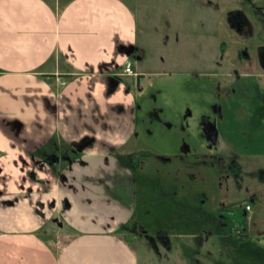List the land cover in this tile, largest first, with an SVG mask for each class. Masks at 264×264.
I'll return each instance as SVG.
<instances>
[{
	"label": "flooded vegetation",
	"instance_id": "flooded-vegetation-1",
	"mask_svg": "<svg viewBox=\"0 0 264 264\" xmlns=\"http://www.w3.org/2000/svg\"><path fill=\"white\" fill-rule=\"evenodd\" d=\"M254 12H259L257 7ZM227 18L231 30L239 36L236 46L242 43L244 46L240 48L238 54V65L230 68L231 71H217L216 80L219 84L220 79L222 84H226L227 80L237 84L242 97L239 111L242 114L247 113L245 120L250 123L264 121V41H246L253 39L254 35L253 26L244 10H230ZM261 18L264 23V14ZM124 51L131 57H136L135 47H124ZM225 54L228 53L224 51L221 59L229 60ZM244 63L247 64V68H244L246 71H242L240 67ZM122 69L123 67H116V71L103 75V80L108 76L119 80V86L114 91L110 92L106 87L105 97L111 99L119 94L130 96V100L117 101L103 108L95 104L85 107L82 101H78V106L73 107L66 102L64 113L72 115L64 117L61 122L64 123L66 131H61V128L55 129L52 133L54 136L47 141L46 149L38 147L32 150L28 157L29 166L23 159V162H26L25 166L29 168L28 171L21 172L18 178V185L23 194L20 195L18 192L20 197L18 195L8 197L6 196L8 193L1 189L0 204L12 206L23 198L31 199L35 194L39 195L38 199H43L42 195L55 193V196L48 200L33 201V208L37 215L48 217L49 222H57L59 212L73 209L71 199L74 197L81 196L83 201H86V198H89L87 194L90 197L99 195L100 203H104L106 208L115 207L119 211L117 215L107 211L99 212L98 215L100 217L107 215V219L119 220L112 231L117 235H119L117 231L131 233L121 236L131 245L133 237H142L158 254L161 250L177 252L179 249H173L174 244L180 248L184 244L180 238H190L193 242V252L199 259L198 253L204 251L211 256L208 249L214 238L219 243L222 240L228 241L226 247L229 243L234 245V248L239 244L241 248L238 252L244 253L242 245L249 238L248 234L233 231V228L227 227V223L222 222V217L230 211V205L210 210L207 194L201 188L200 193L194 189V183L199 181L202 185L206 179L215 178L222 181L229 178V173L237 178L239 172L243 170L235 154L227 161L225 154L218 151L219 132L216 144L207 140V134L203 132L208 124L216 125L217 120L214 117L221 113L222 107L217 103L214 107V117L205 111L199 114L200 123L197 129L205 145V151H198L192 144L182 140L178 145H174L172 152L165 154L152 152L143 146L145 135L149 139L160 134L147 130L148 124L151 126L163 124L169 129L173 126L162 117V114H165L163 109L144 108L139 104L136 95L142 90L140 79L136 77L137 75L132 78L133 76L124 74ZM205 75L207 80L211 79L205 73L201 75L195 73L194 76ZM125 77L130 81L123 82ZM190 79L193 80V71H190ZM251 79H255V82L251 83ZM243 102L245 103L242 105ZM174 113L177 114L170 118L179 117V111ZM193 118L195 115L188 110L184 120ZM139 127L143 132L138 130ZM207 162L210 164H206ZM199 167L215 170L217 176L213 171L204 174ZM252 171L248 173L254 178L257 171ZM258 172L260 176H264V167L258 168ZM1 174L0 167V181H3ZM262 180L260 183H264V179ZM32 186H38L40 191H34ZM61 191L63 197L59 200ZM153 200H157V209L154 211L148 208ZM155 216L164 220L165 224L152 231L154 235H150L147 223L141 224L140 219L144 218L147 222ZM225 228L226 233L223 232ZM248 252L255 258L260 256L255 247H250ZM239 262L243 263L242 260H238L236 264ZM197 263L202 264L199 260H196ZM221 264L227 263L223 261Z\"/></svg>",
	"mask_w": 264,
	"mask_h": 264
},
{
	"label": "rangeland",
	"instance_id": "rangeland-1",
	"mask_svg": "<svg viewBox=\"0 0 264 264\" xmlns=\"http://www.w3.org/2000/svg\"><path fill=\"white\" fill-rule=\"evenodd\" d=\"M126 1L137 13L138 39L144 49L142 61L134 62L135 69L141 74L140 88H142L140 93L137 92L136 99L144 108L163 109L165 114H162V117L173 126L169 129L163 124L154 126L148 124L147 130L155 131L160 135L149 139L145 135L143 146L152 152L165 154L172 152L175 144L178 145L185 140L198 151H205V145L197 129L200 123L199 114L205 111L214 117V107L218 103L222 107L221 113L214 117L217 120L216 126L219 132L218 151L225 154L227 161L235 154L243 170L239 172L237 178L229 173V178L222 181L215 178L206 179L204 185L199 181L194 183V189L200 193L201 188L207 194L210 210L214 211L230 205V211L222 217V222L227 223V227L233 228V231L246 233L249 236L242 245L245 249L242 254L238 252L241 248L239 244L236 248L230 243L226 247L225 244H228V241L222 240L219 243L212 238L213 243L208 249L212 257L204 251L198 253L199 259L193 252V242L190 238H180L184 243L180 248L176 243L174 244L173 249H179L177 252L161 250L158 254L146 239L133 237L132 246L136 253L134 256L136 264H196V260L201 261L202 264H221L223 261L227 264H236L238 260H242V264H264V183H260L264 176L258 174V168L264 167V121L250 123L245 120L247 113L242 114L239 111L242 97L237 84L228 82L230 80L222 84L221 79L218 80L219 84L216 80L217 71H231L230 68L235 64L238 65V54L240 48L244 46V43L236 46L239 36L230 28L228 11L244 10L253 26L255 38L246 39V41L261 42L264 41V23L261 18L264 14V0H190V3L189 0ZM254 6L259 12H254ZM224 51L228 53L224 56L227 55L229 60L221 59ZM133 61L135 60L131 57L132 68ZM240 67L242 71H246L244 68H247V64L244 63ZM190 71H193V80L190 79ZM195 73L199 75L205 73L211 79L207 80L206 75L196 77ZM125 81L130 79L125 77L123 82ZM253 82L255 79H251V83ZM188 110L193 112L195 118L184 120ZM175 111H179V117L170 118L177 114L174 113ZM138 130L143 129L139 127ZM199 170L204 174L213 171L217 176L216 171L208 167H199ZM252 170L257 171L254 178L248 173ZM18 184L19 181L16 186L19 189ZM2 190L8 192L5 188ZM98 196L90 197L87 194L89 198H86V201H83L81 196L71 199L73 206L71 211L59 212L57 222H49L44 232L37 231L34 234L38 243H46L48 238L56 240L67 233H73V227L69 223H74L79 215L84 216V222L91 229L106 231L113 229L119 220L107 219V215L100 217L98 213L107 211L117 215L119 210L115 207L106 208L104 203H100ZM62 197L61 191L59 200ZM90 200H92L91 204ZM28 202L30 205L33 201L29 199ZM156 202L157 200L151 201L148 208L152 211L157 209ZM247 206L250 210H246ZM17 212L13 211L18 215ZM22 213L23 216L26 215V218L31 216L28 206ZM43 221L46 222L47 219ZM140 223H147L150 235H154L152 231H156L165 224L164 220L157 216L150 218L147 222L144 218L140 219ZM226 231L225 228L223 232L226 233ZM117 232L123 237L131 234L128 231ZM250 247H255L260 255L259 258L249 255ZM47 248L54 256L52 248L49 246Z\"/></svg>",
	"mask_w": 264,
	"mask_h": 264
},
{
	"label": "crops",
	"instance_id": "crops-1",
	"mask_svg": "<svg viewBox=\"0 0 264 264\" xmlns=\"http://www.w3.org/2000/svg\"><path fill=\"white\" fill-rule=\"evenodd\" d=\"M137 22L126 0H0V189L6 196L23 192L16 186L32 150L46 149L55 129L66 131L61 122L72 116L64 113L66 102L103 108L130 100L106 99L102 77L130 62L127 46L137 51L133 69L141 75L134 66L144 58ZM38 196L31 200L55 193ZM29 199L0 204V264H136L130 243L112 229H91L80 215L69 223L73 233L39 244L34 234L44 232L49 219L37 215Z\"/></svg>",
	"mask_w": 264,
	"mask_h": 264
},
{
	"label": "water",
	"instance_id": "water-1",
	"mask_svg": "<svg viewBox=\"0 0 264 264\" xmlns=\"http://www.w3.org/2000/svg\"><path fill=\"white\" fill-rule=\"evenodd\" d=\"M113 81L115 83H112ZM104 82L110 92L114 91L117 86H119V80L116 77L108 76L104 79ZM203 132L204 134H207V140H209L212 144H216L218 131L215 123L208 124L207 128L203 129Z\"/></svg>",
	"mask_w": 264,
	"mask_h": 264
},
{
	"label": "built area",
	"instance_id": "built-area-1",
	"mask_svg": "<svg viewBox=\"0 0 264 264\" xmlns=\"http://www.w3.org/2000/svg\"><path fill=\"white\" fill-rule=\"evenodd\" d=\"M124 74L130 75V76H136L135 71L132 68V65L130 62L125 63V65L123 66L122 69ZM247 208L249 209V206H247Z\"/></svg>",
	"mask_w": 264,
	"mask_h": 264
},
{
	"label": "trees",
	"instance_id": "trees-1",
	"mask_svg": "<svg viewBox=\"0 0 264 264\" xmlns=\"http://www.w3.org/2000/svg\"><path fill=\"white\" fill-rule=\"evenodd\" d=\"M141 76L140 75H138V78H140Z\"/></svg>",
	"mask_w": 264,
	"mask_h": 264
}]
</instances>
